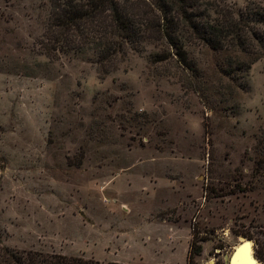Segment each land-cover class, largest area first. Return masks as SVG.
I'll list each match as a JSON object with an SVG mask.
<instances>
[{
	"label": "rangeland",
	"instance_id": "obj_1",
	"mask_svg": "<svg viewBox=\"0 0 264 264\" xmlns=\"http://www.w3.org/2000/svg\"><path fill=\"white\" fill-rule=\"evenodd\" d=\"M242 7L264 0H199ZM47 0H0V243L97 264H224L239 237L264 264V55L155 47L99 77L36 51Z\"/></svg>",
	"mask_w": 264,
	"mask_h": 264
},
{
	"label": "trees",
	"instance_id": "obj_2",
	"mask_svg": "<svg viewBox=\"0 0 264 264\" xmlns=\"http://www.w3.org/2000/svg\"><path fill=\"white\" fill-rule=\"evenodd\" d=\"M199 0H47L36 51L48 59L83 56L99 77L117 68L128 51L155 47L150 62L171 59L187 74H198L187 46L206 45L264 55V6L242 7ZM185 264H193L203 238L191 227ZM0 264H97L91 258L15 248L0 243ZM105 264H131L107 261Z\"/></svg>",
	"mask_w": 264,
	"mask_h": 264
},
{
	"label": "water",
	"instance_id": "obj_3",
	"mask_svg": "<svg viewBox=\"0 0 264 264\" xmlns=\"http://www.w3.org/2000/svg\"><path fill=\"white\" fill-rule=\"evenodd\" d=\"M247 243H249L248 246L243 249V256L245 258V262L243 264H252V261L256 259L253 255L249 239L243 237H239L238 242L230 248L228 254L224 255V264H237L235 258L237 257L239 248Z\"/></svg>",
	"mask_w": 264,
	"mask_h": 264
},
{
	"label": "bare ground",
	"instance_id": "obj_4",
	"mask_svg": "<svg viewBox=\"0 0 264 264\" xmlns=\"http://www.w3.org/2000/svg\"><path fill=\"white\" fill-rule=\"evenodd\" d=\"M249 243H247L246 245H243L239 248V251L237 253V257L235 258L237 264H243L245 262V258L243 256V249H245V247L248 246ZM258 263L257 260H253L252 264Z\"/></svg>",
	"mask_w": 264,
	"mask_h": 264
}]
</instances>
